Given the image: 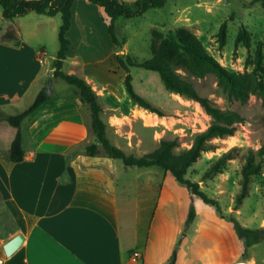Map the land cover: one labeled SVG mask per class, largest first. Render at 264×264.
I'll return each instance as SVG.
<instances>
[{
  "label": "rangeland",
  "instance_id": "obj_1",
  "mask_svg": "<svg viewBox=\"0 0 264 264\" xmlns=\"http://www.w3.org/2000/svg\"><path fill=\"white\" fill-rule=\"evenodd\" d=\"M122 1L131 6L135 3V0ZM78 13L68 38L73 42V53L79 56L82 66L89 65V68L82 69L85 73H90L97 82L89 84L100 97L104 112L101 117L108 120L113 116H130L135 118V121L138 119L135 117V111L139 105L132 100L126 89L127 73L119 65V50L112 42L106 22H103L98 14L99 10L92 11L88 13L92 24L89 23L87 28H84V25L79 23L82 19L80 8ZM10 21L20 25L24 39L39 53L43 63L40 73L42 82L46 85L53 76V64L60 50L61 15L48 17L31 13ZM3 22L5 19L0 12V24ZM3 25L5 28L6 24ZM223 25H226L224 46L219 38ZM243 31H247L250 36L249 46L244 43L237 45V38ZM182 33L198 38L227 70L251 73L256 53L264 44V7L254 0H167L164 8L149 10L143 16L132 19L122 17L116 22V34L124 56L128 55L139 63L150 60L154 47L159 46L164 39L170 36L179 38ZM18 34L11 25V31L5 39ZM68 66L65 64L64 68L67 73L70 72ZM178 73L191 82L202 96L209 98L214 106L224 111L238 112L243 117L233 136L212 141L215 148L202 154L199 161L189 170L187 178L198 182L202 190L217 199L225 215L236 216L240 223L249 229L264 228V165L261 173L253 176L248 197L240 206L236 205V197L241 190L245 157L250 150L256 152L264 147L262 98L253 95L246 103H241L229 98L212 74L197 78L182 68L178 69ZM131 74L136 93L158 108L163 116L144 109L148 114L155 116L148 132L139 131V126L133 123L134 121L129 120L124 124L122 138L125 141L127 136L131 141L132 132L134 133L133 142H129L130 149L126 154L141 157L157 149L163 140H177L179 146L174 152L180 154L190 149L195 137L214 122L198 102L168 91L157 72L131 68ZM42 82L32 87L24 100L9 109L6 114L15 115L29 108L42 89ZM52 86L53 98L63 96L80 100L79 91L62 80L53 78ZM115 105L118 108H114ZM10 127L6 122L2 132L11 131ZM232 149H235L233 158L228 161L224 173L205 179L204 175L211 165L223 153ZM99 152L104 153V150ZM114 163V179L118 182V192H122L123 195L120 196L126 199L121 201L123 205L120 230L127 242H131L137 234L135 244L131 245H136L135 250L139 253L143 252L142 248L153 228V219L157 216L158 224L165 221L167 233L182 223L183 231L177 237L176 251L190 248L195 241L197 228L203 226L209 229V233L200 235L201 250L210 249L215 245L216 251L222 250L225 262H231L239 256L237 263L249 260L252 264H264V240L252 247H246L238 237L232 222L223 219L215 207L206 205L200 198L190 195L171 174L159 167L126 168L119 160H114ZM164 175L168 176L165 184L168 199L160 207ZM191 209H194L196 216L189 221ZM0 220L3 223L1 229H10L9 214L2 206ZM220 243L221 246L218 245ZM200 253L202 254V251ZM200 257L203 258V255ZM137 264H143L142 260H138Z\"/></svg>",
  "mask_w": 264,
  "mask_h": 264
},
{
  "label": "crops",
  "instance_id": "obj_2",
  "mask_svg": "<svg viewBox=\"0 0 264 264\" xmlns=\"http://www.w3.org/2000/svg\"><path fill=\"white\" fill-rule=\"evenodd\" d=\"M79 8L82 19L78 21L84 28L91 23L88 13L98 11L77 0L71 29ZM3 24H0V206L10 217V229L0 228L3 264H137L138 260L143 264H169L177 237L183 231L182 223L167 233L165 221L158 224L157 216L154 217L142 253L135 250L136 245H131L135 244L137 234L131 242L125 240L120 230V214L121 201L126 199L120 196L123 193L118 192V182L114 179L115 159L101 152L94 157L86 154L87 146L96 143V138L90 108L81 100L52 97L22 124L24 160L15 163L8 159L17 130L11 126V131L2 132L6 121L1 116L18 106L32 87L42 82L43 63L39 53L24 39L19 24L10 20ZM11 25L19 34L6 40ZM73 48L72 42L66 60L69 73L79 75L90 84L97 83L90 73L84 72L82 67L89 68V65L82 66ZM44 85L42 82V88ZM135 112L138 118L135 121L130 116L102 118L111 143L125 153L130 149L128 145L133 142L134 133L131 141L129 136L125 141L124 124L134 121L139 131L148 132L154 122L155 116L144 108L137 106ZM143 116H152V121H145ZM167 179L164 175L160 207L168 199ZM0 224L3 225L1 220ZM196 233L190 248L177 249L176 264L239 262V256L225 262L222 250L216 251L215 245L201 250L200 235L209 233V229L198 227ZM19 234L24 236L22 246L12 256H6L5 244ZM135 253L140 257L134 258ZM247 263L252 264L249 260Z\"/></svg>",
  "mask_w": 264,
  "mask_h": 264
},
{
  "label": "trees",
  "instance_id": "obj_3",
  "mask_svg": "<svg viewBox=\"0 0 264 264\" xmlns=\"http://www.w3.org/2000/svg\"><path fill=\"white\" fill-rule=\"evenodd\" d=\"M76 1L0 0V9L5 20L22 18L31 13L48 17L61 15L62 17L59 32L60 50L53 64V76L42 88L29 108L15 115L3 114L1 116L2 120L17 130L8 153V159L15 163H20L24 160L25 149L23 146L22 124L53 97L52 80L56 78L75 87L80 93V100L90 108L92 130L96 137V143L87 146L86 154L88 156H97L100 148H102L105 155L121 161L126 168L159 167L163 169L171 174L180 185L184 186L192 196L200 198L206 205L215 207L223 219H228L232 222L238 237L244 242L246 247L261 243L264 240V228L252 230L243 226L236 216L225 215L217 199L210 197L202 190L198 182L187 178L189 170L199 161L202 154L215 148L212 141L233 136L237 131L238 124L243 121V117L238 112L224 111L214 106L209 98L202 96L191 82L178 73V69H185L197 78L214 75L217 78L218 86L233 100L246 103L251 96L255 95L262 98L264 102V44L256 53L253 63L254 69L251 73H235L227 70L207 51L198 38L187 33H182L179 38L170 36L164 39L159 46L154 47L153 57L150 60L139 63L128 55L124 56L116 34V22L122 17L132 19L143 16L149 10L164 8L167 0H137L133 6L122 0H83L99 10L102 20L108 26L112 42L119 50V65L127 73L125 86L133 101L141 108L163 116V113L158 108L137 94L134 89L131 68H143L157 72L168 91L198 102L214 121L207 130L195 137L190 149L180 154L174 152L179 146L177 140H163L153 152L141 157L128 155L121 148L112 144L108 138L107 124L101 117L103 109L100 97L93 87L84 78L69 74L64 70L72 44L68 38V33L72 27L73 7ZM254 2L264 7V0H254ZM219 38L221 45L224 46L226 43V25L222 26ZM240 43H244L246 46L250 45V36L247 31H243L238 36L237 45ZM234 150L223 153L207 170L204 178L210 179L224 173L228 161L233 158L232 153ZM245 159L246 162L242 168V180L240 183L241 190L236 197L237 206H240L243 200L248 197L253 176L259 175L263 169L264 147L256 152L250 150ZM195 216L194 209H191L189 221H192ZM176 260L177 251L175 250L169 260V264H176Z\"/></svg>",
  "mask_w": 264,
  "mask_h": 264
},
{
  "label": "water",
  "instance_id": "obj_4",
  "mask_svg": "<svg viewBox=\"0 0 264 264\" xmlns=\"http://www.w3.org/2000/svg\"><path fill=\"white\" fill-rule=\"evenodd\" d=\"M24 242V236L22 234L17 235L12 240H10L8 243L4 246V251L6 253V256L10 257L12 256L23 244ZM235 264H249L247 262H240Z\"/></svg>",
  "mask_w": 264,
  "mask_h": 264
},
{
  "label": "bare ground",
  "instance_id": "obj_5",
  "mask_svg": "<svg viewBox=\"0 0 264 264\" xmlns=\"http://www.w3.org/2000/svg\"><path fill=\"white\" fill-rule=\"evenodd\" d=\"M179 97H181V96H179ZM142 114V113H141ZM143 115V114H142ZM152 116H143V118L145 119V121H147V122H151L152 120V118H151Z\"/></svg>",
  "mask_w": 264,
  "mask_h": 264
},
{
  "label": "built area",
  "instance_id": "obj_6",
  "mask_svg": "<svg viewBox=\"0 0 264 264\" xmlns=\"http://www.w3.org/2000/svg\"><path fill=\"white\" fill-rule=\"evenodd\" d=\"M140 257V254L139 253H135L134 254V258H139ZM0 264H3V260L0 259Z\"/></svg>",
  "mask_w": 264,
  "mask_h": 264
}]
</instances>
